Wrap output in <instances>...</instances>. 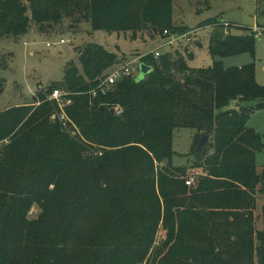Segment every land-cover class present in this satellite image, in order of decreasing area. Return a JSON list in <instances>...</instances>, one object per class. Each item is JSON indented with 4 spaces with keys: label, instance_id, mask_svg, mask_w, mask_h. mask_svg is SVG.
Returning a JSON list of instances; mask_svg holds the SVG:
<instances>
[{
    "label": "trees",
    "instance_id": "trees-1",
    "mask_svg": "<svg viewBox=\"0 0 264 264\" xmlns=\"http://www.w3.org/2000/svg\"><path fill=\"white\" fill-rule=\"evenodd\" d=\"M173 20L174 0H0V39L48 34L64 21L130 32L131 41L190 32ZM218 23L208 50L220 59L208 68L193 69L175 53L149 54L140 61L152 69L143 80L125 78L94 98L122 62L92 43L67 65L61 84L39 92L37 107L0 112V264H264V228L250 219L243 225L244 214L232 212L254 208L264 194L256 161L264 142L247 127L264 109V87L253 65L225 69L221 61L254 55L257 34H227L232 26ZM59 87L70 94L67 113L80 138L52 119L58 107L49 97ZM181 128L196 132L191 156L205 174L197 187L186 185L188 167L173 165ZM203 134L214 150L208 161L195 142ZM34 206L40 214L32 219ZM160 224L166 235L158 240Z\"/></svg>",
    "mask_w": 264,
    "mask_h": 264
},
{
    "label": "rangeland",
    "instance_id": "rangeland-1",
    "mask_svg": "<svg viewBox=\"0 0 264 264\" xmlns=\"http://www.w3.org/2000/svg\"><path fill=\"white\" fill-rule=\"evenodd\" d=\"M219 21L232 26L230 30H224L227 34L244 35L247 28L255 34H257L256 30L263 33L262 36L256 37L254 55L245 53L225 57L221 61L225 69H239L253 65L256 82L264 87V0H174L173 24L187 31H193L190 35L193 41L190 43H178L176 46L169 47L167 45L169 39L160 36L150 37L149 33H144V36L140 34L141 38L131 41L130 32L119 35L93 31L87 22L74 28L68 21L56 26L54 30L47 31L48 34L32 29L19 38L0 39V75L4 79V91L0 96V112L19 106L37 107L40 104L37 99L39 92L46 93L52 85L61 84L67 65L71 62L78 64L79 52L92 43L115 53L122 63L146 53L160 51L163 54L170 52L180 55L193 69L208 68L215 60L220 59H214L208 50L210 36L215 27H219ZM62 39L65 40L63 44L59 43ZM49 43L52 46H48ZM139 76L140 73L135 75L136 78ZM60 89L63 90V88ZM246 104V106H255L256 103L247 102ZM247 127L254 129L264 142V109L256 110L248 118ZM67 133L75 138L81 136L78 128H75L72 133L69 131ZM195 133L194 130L187 128L177 129L174 132L172 160L177 168L188 167L187 180L193 183L192 186L197 187L199 179L205 174L197 167L199 160L191 156ZM199 140L198 137L195 142L198 144ZM210 141L203 147L206 148L201 155L204 161H208L214 153L209 145ZM4 144L5 142H1L0 148ZM97 152L95 155H102L101 151ZM256 161L259 166L258 172L261 173L264 170V149L257 153ZM166 165L163 163L159 166ZM263 208L264 194L258 193L254 208H245V210L240 208L232 212L244 214L241 224L247 225L250 219L251 225L253 224L259 231L264 228ZM39 214L40 208L34 206L31 218H37ZM165 235L166 232L160 224L158 240Z\"/></svg>",
    "mask_w": 264,
    "mask_h": 264
},
{
    "label": "built area",
    "instance_id": "built-area-1",
    "mask_svg": "<svg viewBox=\"0 0 264 264\" xmlns=\"http://www.w3.org/2000/svg\"><path fill=\"white\" fill-rule=\"evenodd\" d=\"M257 36H262L263 33L261 31L258 32L256 30ZM193 34V31H190L183 35H170L168 31H165L164 35L165 38L169 39L168 46H176L178 43H190L193 41V38L190 37V35ZM59 43L63 44L65 43V40H61ZM57 43V44H59ZM48 46H52V44H48ZM153 54L156 59H158L163 53L160 51H155L151 53H146L141 56L136 57L134 60H128L122 64L115 65L110 72L106 75V77L101 81L100 85L91 92L92 97H98V96H105L109 92H111L114 88V86L122 81L125 78L128 77H135L136 74H139L140 72V61L143 57ZM49 100L52 102H55L58 110L57 113L52 115V119L54 121H58L63 129L65 131H69L72 133V131H75L76 125L72 122L70 119L67 109L72 104V100L70 98L69 92H64L61 89H55L53 93L50 95ZM115 114L121 115L122 109L121 108H114ZM188 184H191V182H187Z\"/></svg>",
    "mask_w": 264,
    "mask_h": 264
},
{
    "label": "water",
    "instance_id": "water-1",
    "mask_svg": "<svg viewBox=\"0 0 264 264\" xmlns=\"http://www.w3.org/2000/svg\"><path fill=\"white\" fill-rule=\"evenodd\" d=\"M151 67L146 65V64H140V76L137 77V81H141L143 80L150 72H151ZM240 106V103L239 101H236L232 106L231 108L232 109H238ZM99 111H109L112 115H115V109L112 108V109H108L106 106H101ZM210 141V138L208 135L206 134H203L201 139H200V142L197 146V150H201L208 142Z\"/></svg>",
    "mask_w": 264,
    "mask_h": 264
},
{
    "label": "crops",
    "instance_id": "crops-1",
    "mask_svg": "<svg viewBox=\"0 0 264 264\" xmlns=\"http://www.w3.org/2000/svg\"><path fill=\"white\" fill-rule=\"evenodd\" d=\"M195 134H196V133H195ZM195 134H194V139H195V136H196Z\"/></svg>",
    "mask_w": 264,
    "mask_h": 264
}]
</instances>
